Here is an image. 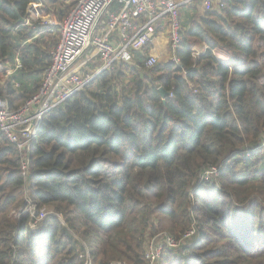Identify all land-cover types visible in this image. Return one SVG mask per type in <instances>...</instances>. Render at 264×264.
Here are the masks:
<instances>
[{
    "label": "trees",
    "instance_id": "obj_1",
    "mask_svg": "<svg viewBox=\"0 0 264 264\" xmlns=\"http://www.w3.org/2000/svg\"><path fill=\"white\" fill-rule=\"evenodd\" d=\"M222 1L180 9L178 63L147 67L150 47L132 51L45 115L25 150L0 132V264H146L152 237L192 227L156 264H264V0ZM76 3L0 0L10 107L38 90L59 32L19 19L41 4L62 21ZM26 198L49 211L36 230Z\"/></svg>",
    "mask_w": 264,
    "mask_h": 264
},
{
    "label": "built area",
    "instance_id": "obj_2",
    "mask_svg": "<svg viewBox=\"0 0 264 264\" xmlns=\"http://www.w3.org/2000/svg\"><path fill=\"white\" fill-rule=\"evenodd\" d=\"M192 3H198L202 12L224 7L222 0H77L58 26L60 41L50 52V63L38 90L18 108L10 107L6 99L0 98V132L19 151L25 150L36 136L45 115L81 91L101 72L118 63L130 62L132 51L152 45L156 38V26L163 21H166L168 30L171 59L178 63L175 52L180 44L179 11ZM114 4L118 5V9L111 12ZM28 11L29 18H25L22 24L39 21L40 24L48 23L50 27H55L56 23L45 21L41 4L30 5ZM82 57L84 61L77 64ZM96 62L98 65L90 68V64ZM156 62V56L150 54L146 66L151 67ZM16 67H21L19 58H16ZM12 71L8 68L6 73L11 74ZM261 146H264V139ZM21 169L22 175H25L26 159L22 161ZM217 174V166H211L204 169L199 178L209 180ZM25 201L28 204L29 226L31 230H36L49 211L45 206L36 211L34 202L27 198ZM194 234L195 228L192 227L179 240L166 232L152 237L146 246V264H156L165 248L177 249Z\"/></svg>",
    "mask_w": 264,
    "mask_h": 264
},
{
    "label": "rangeland",
    "instance_id": "obj_3",
    "mask_svg": "<svg viewBox=\"0 0 264 264\" xmlns=\"http://www.w3.org/2000/svg\"><path fill=\"white\" fill-rule=\"evenodd\" d=\"M30 7V6H29ZM199 12H202V8L200 7ZM43 13V12H42ZM43 17L45 18L46 22H52V23H56L54 24V26H59V24L62 23V21H58V19L53 15V14H47L44 15L42 14ZM48 24V23H47ZM46 24V25H47ZM58 24V25H57ZM47 26H50V24H48ZM58 33V39L57 42L55 44V46L57 45V43L60 41V28L58 27L57 29ZM196 46V50H201L202 46L201 45H195ZM150 47V54H153L154 56H156L157 61H161V60H166L168 58L172 57V52L170 49V40L168 37V34L166 31H160L158 32V34H156V38L154 40V43L152 45L149 46ZM152 49H155V51ZM218 54V53H217ZM219 55V54H218ZM84 61L83 57L79 59V62H77V64H80ZM85 68V67H84ZM90 68H93V64H90ZM8 101V100H7ZM18 102V101H17ZM9 103V102H8ZM262 142V140H261ZM26 209H22L21 213H25ZM165 232V231H163ZM161 233V232H160ZM167 233V232H166ZM168 234V233H167ZM145 255V254H144ZM145 259V258H144ZM117 263V262H115ZM119 264H127L124 261H118ZM146 263V262H145ZM114 264V263H113Z\"/></svg>",
    "mask_w": 264,
    "mask_h": 264
},
{
    "label": "water",
    "instance_id": "obj_4",
    "mask_svg": "<svg viewBox=\"0 0 264 264\" xmlns=\"http://www.w3.org/2000/svg\"><path fill=\"white\" fill-rule=\"evenodd\" d=\"M23 21H24V19H22V18L19 19V22H23ZM159 90H160V93L162 94V96H165L167 94L166 91L163 90L162 88H160Z\"/></svg>",
    "mask_w": 264,
    "mask_h": 264
},
{
    "label": "crops",
    "instance_id": "obj_5",
    "mask_svg": "<svg viewBox=\"0 0 264 264\" xmlns=\"http://www.w3.org/2000/svg\"><path fill=\"white\" fill-rule=\"evenodd\" d=\"M167 34H168V32H167ZM153 50L155 51V49H152V51H153ZM9 68H10V67H9ZM42 77H43V76H42Z\"/></svg>",
    "mask_w": 264,
    "mask_h": 264
}]
</instances>
